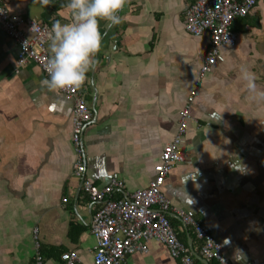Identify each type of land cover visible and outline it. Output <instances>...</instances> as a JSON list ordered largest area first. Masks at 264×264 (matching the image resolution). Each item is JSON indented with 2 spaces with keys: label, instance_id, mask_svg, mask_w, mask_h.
<instances>
[{
  "label": "crops",
  "instance_id": "1",
  "mask_svg": "<svg viewBox=\"0 0 264 264\" xmlns=\"http://www.w3.org/2000/svg\"><path fill=\"white\" fill-rule=\"evenodd\" d=\"M5 3L49 26L71 19L67 0ZM188 4L125 0L119 24L101 20L103 45L80 86L93 112L84 132L85 176L95 189L123 180L114 197L147 187L198 80L195 118L181 144L184 160L167 175L162 191L173 206L194 211L231 262L257 261L264 255V99L253 98L240 69L249 68L264 88V0L234 21L236 43L222 47L225 60L203 77L209 34L186 31ZM18 51L0 24V264H32L35 228L44 264H65L62 254L70 250L79 252V264H91L98 204L74 174L73 102L41 85L47 76L36 62L18 68ZM170 219L179 239L201 255L193 227L172 211ZM238 248L244 253L239 260ZM204 259L195 256L194 264H208ZM123 264L179 261L152 240L148 252L129 254Z\"/></svg>",
  "mask_w": 264,
  "mask_h": 264
},
{
  "label": "built area",
  "instance_id": "2",
  "mask_svg": "<svg viewBox=\"0 0 264 264\" xmlns=\"http://www.w3.org/2000/svg\"><path fill=\"white\" fill-rule=\"evenodd\" d=\"M258 1L189 0L184 18L186 31L194 36L209 34V46L199 72L200 77L209 73L217 62L225 60L222 47L233 45L237 41V34L232 29L234 21L239 17L247 16ZM0 24L19 46L18 68L32 60L48 76L45 63L50 57L47 32L51 26L10 11L5 0H0ZM33 26L34 30H32ZM198 86L197 80L180 112L178 133L165 145L154 167L156 173L154 178L147 187L124 192L119 197H114L113 194L116 190L124 188L123 180L113 178L110 184L95 189L93 182L85 176L84 132L93 119V112L87 106L80 87L59 89L73 102L72 141L77 155L74 174L81 180V185L89 195V199L98 204L91 223V232L96 239L91 264H123L129 254L138 251L148 252L152 240L165 244L171 256L178 259L179 264H194V254L179 239L171 223V211L185 224L193 227L196 237L201 242L200 252L204 258L218 260L221 264H224L225 259L227 264H235L224 256L221 242L213 237L207 225L196 219L194 211L173 206L171 200L162 191L167 175L176 164L184 160L181 144L189 121L195 118L191 109L198 95ZM67 199L65 197L63 200L67 201ZM37 234L38 228H35L36 253L32 264H44L45 259L41 254ZM61 258L65 264L81 262L77 250L64 252ZM243 264H264V255L260 260H251Z\"/></svg>",
  "mask_w": 264,
  "mask_h": 264
},
{
  "label": "clouds",
  "instance_id": "3",
  "mask_svg": "<svg viewBox=\"0 0 264 264\" xmlns=\"http://www.w3.org/2000/svg\"><path fill=\"white\" fill-rule=\"evenodd\" d=\"M124 4L125 0H67L71 19L55 20L47 32L51 56L45 63L48 76L41 80V85L50 90L80 87L103 45L101 20L110 22L109 26L119 24ZM240 71L253 98L264 99V88L257 85L255 73L243 65ZM243 255V250L238 248L234 259L239 260ZM224 264H227L225 259Z\"/></svg>",
  "mask_w": 264,
  "mask_h": 264
},
{
  "label": "water",
  "instance_id": "4",
  "mask_svg": "<svg viewBox=\"0 0 264 264\" xmlns=\"http://www.w3.org/2000/svg\"><path fill=\"white\" fill-rule=\"evenodd\" d=\"M193 253L196 257H200V258L204 259L200 254L196 253L195 251H193ZM204 260L209 264V261L207 259H204Z\"/></svg>",
  "mask_w": 264,
  "mask_h": 264
}]
</instances>
